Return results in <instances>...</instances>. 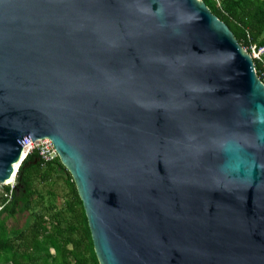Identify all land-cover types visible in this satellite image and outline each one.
<instances>
[{"label":"water","instance_id":"obj_1","mask_svg":"<svg viewBox=\"0 0 264 264\" xmlns=\"http://www.w3.org/2000/svg\"><path fill=\"white\" fill-rule=\"evenodd\" d=\"M40 138L98 264H264V84L201 0H0V186Z\"/></svg>","mask_w":264,"mask_h":264},{"label":"trees","instance_id":"obj_2","mask_svg":"<svg viewBox=\"0 0 264 264\" xmlns=\"http://www.w3.org/2000/svg\"><path fill=\"white\" fill-rule=\"evenodd\" d=\"M201 1L242 48L264 46V0ZM252 62L264 83V53ZM23 212L30 217L11 229L7 221ZM0 264H98L73 181L57 157L42 164L35 152L28 154L13 187L1 186Z\"/></svg>","mask_w":264,"mask_h":264},{"label":"built area","instance_id":"obj_3","mask_svg":"<svg viewBox=\"0 0 264 264\" xmlns=\"http://www.w3.org/2000/svg\"><path fill=\"white\" fill-rule=\"evenodd\" d=\"M244 49L248 52V54L250 55L251 58H254V59H257V60L260 59L261 55L264 53V46L256 47L255 45H251L248 48H244ZM32 152L36 153L38 160L42 164L49 163V162H51L52 160H54L57 157L56 152H55L51 142L47 138L37 139L33 143V145L31 147V149L29 150L28 154H30ZM13 178L14 177H12V180H13ZM4 185H8V184H4ZM9 187L12 188L13 186L11 185Z\"/></svg>","mask_w":264,"mask_h":264},{"label":"rangeland","instance_id":"obj_4","mask_svg":"<svg viewBox=\"0 0 264 264\" xmlns=\"http://www.w3.org/2000/svg\"><path fill=\"white\" fill-rule=\"evenodd\" d=\"M15 178V175L13 176ZM14 178L11 184H8V186H13L14 184ZM0 193H1V186H0ZM56 202L58 204H60L59 199H56ZM30 217L28 212H23L21 214H16L12 219H9L7 221L8 226L11 229H16V228H21L23 226V224L25 223V221Z\"/></svg>","mask_w":264,"mask_h":264},{"label":"bare ground","instance_id":"obj_5","mask_svg":"<svg viewBox=\"0 0 264 264\" xmlns=\"http://www.w3.org/2000/svg\"><path fill=\"white\" fill-rule=\"evenodd\" d=\"M25 159V158H24ZM18 166V165H17ZM16 166V167H17ZM16 167L14 168V173H15V170H16ZM12 178L11 179H9V180H7L4 184H11L12 183Z\"/></svg>","mask_w":264,"mask_h":264},{"label":"flooded vegetation","instance_id":"obj_6","mask_svg":"<svg viewBox=\"0 0 264 264\" xmlns=\"http://www.w3.org/2000/svg\"><path fill=\"white\" fill-rule=\"evenodd\" d=\"M20 187H21V186H20L19 184L16 185V187H15V191H16L15 194H17V190H18Z\"/></svg>","mask_w":264,"mask_h":264}]
</instances>
